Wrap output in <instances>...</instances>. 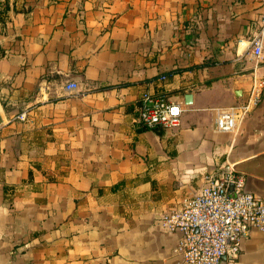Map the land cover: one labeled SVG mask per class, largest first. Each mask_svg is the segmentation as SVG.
Instances as JSON below:
<instances>
[{"label":"crops","instance_id":"crops-1","mask_svg":"<svg viewBox=\"0 0 264 264\" xmlns=\"http://www.w3.org/2000/svg\"><path fill=\"white\" fill-rule=\"evenodd\" d=\"M13 1L0 28V264H177L180 235L162 218L205 176L233 170L264 198V88L237 131L215 128L264 81V48L248 50L264 0H17L27 14ZM144 92L182 104L176 127L139 126ZM234 264H264V234Z\"/></svg>","mask_w":264,"mask_h":264},{"label":"built area","instance_id":"built-area-1","mask_svg":"<svg viewBox=\"0 0 264 264\" xmlns=\"http://www.w3.org/2000/svg\"><path fill=\"white\" fill-rule=\"evenodd\" d=\"M264 48V16L248 50L256 57ZM160 81L166 77L161 76ZM73 83L67 91L75 90ZM264 81L253 86L243 104L219 110L215 128L221 133L237 131L244 117L261 102ZM182 104L170 103L162 93L144 92L139 98L137 123L144 129L174 128L179 123ZM24 119L21 114L17 117ZM205 185L195 196L162 220L170 232L180 235L175 254L177 264H234L242 244L253 232L264 234V198L246 190L243 174L229 170L219 176H205Z\"/></svg>","mask_w":264,"mask_h":264},{"label":"trees","instance_id":"trees-1","mask_svg":"<svg viewBox=\"0 0 264 264\" xmlns=\"http://www.w3.org/2000/svg\"><path fill=\"white\" fill-rule=\"evenodd\" d=\"M16 1L17 0L13 1V6H12V9L15 13L21 12V13L27 14L30 12L31 10L30 7H23L22 9L17 10L15 8ZM10 10H11V5H10L9 0L0 1V28L1 29L6 25V23L10 21L8 17V13ZM30 176H31V173H30Z\"/></svg>","mask_w":264,"mask_h":264},{"label":"water","instance_id":"water-1","mask_svg":"<svg viewBox=\"0 0 264 264\" xmlns=\"http://www.w3.org/2000/svg\"><path fill=\"white\" fill-rule=\"evenodd\" d=\"M185 101H186L187 104L190 103V101H191V95H186L185 96Z\"/></svg>","mask_w":264,"mask_h":264}]
</instances>
